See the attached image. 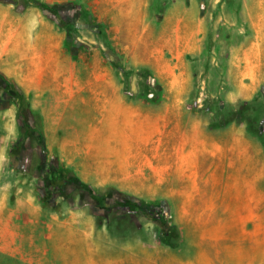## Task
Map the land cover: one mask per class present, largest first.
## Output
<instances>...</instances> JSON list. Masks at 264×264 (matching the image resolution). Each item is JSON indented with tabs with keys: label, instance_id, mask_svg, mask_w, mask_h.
<instances>
[{
	"label": "rangeland",
	"instance_id": "rangeland-1",
	"mask_svg": "<svg viewBox=\"0 0 264 264\" xmlns=\"http://www.w3.org/2000/svg\"><path fill=\"white\" fill-rule=\"evenodd\" d=\"M2 34L0 264H264V0H0Z\"/></svg>",
	"mask_w": 264,
	"mask_h": 264
},
{
	"label": "crops",
	"instance_id": "crops-1",
	"mask_svg": "<svg viewBox=\"0 0 264 264\" xmlns=\"http://www.w3.org/2000/svg\"><path fill=\"white\" fill-rule=\"evenodd\" d=\"M4 39H6V37L2 34V36H0V41L1 40L4 41ZM25 42H27V44H25V45L29 48L36 47V45H34L33 41H31V40H26ZM34 53H35V51H33V54ZM245 54H246L245 60L248 64L247 67H249V68H250L251 63H253V65L256 68H258L262 63H264V34H262L261 36H258L257 41H255L254 46L252 48H250V50L249 49L247 51L245 50ZM28 64H29V67L32 68V63H28ZM55 67L59 68V65H56Z\"/></svg>",
	"mask_w": 264,
	"mask_h": 264
},
{
	"label": "trees",
	"instance_id": "trees-1",
	"mask_svg": "<svg viewBox=\"0 0 264 264\" xmlns=\"http://www.w3.org/2000/svg\"><path fill=\"white\" fill-rule=\"evenodd\" d=\"M7 84L8 90L16 97V98H24L25 94L21 91V89L17 88L16 85L7 77L3 78Z\"/></svg>",
	"mask_w": 264,
	"mask_h": 264
}]
</instances>
